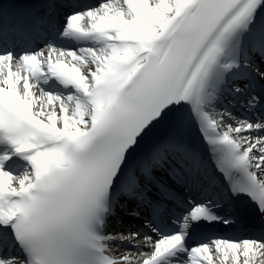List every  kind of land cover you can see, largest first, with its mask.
<instances>
[{"label": "snow or ice", "instance_id": "obj_1", "mask_svg": "<svg viewBox=\"0 0 264 264\" xmlns=\"http://www.w3.org/2000/svg\"><path fill=\"white\" fill-rule=\"evenodd\" d=\"M0 145V264H264V0H0Z\"/></svg>", "mask_w": 264, "mask_h": 264}]
</instances>
